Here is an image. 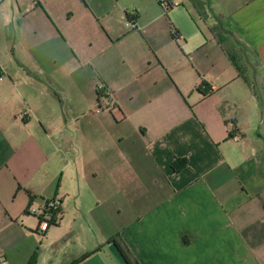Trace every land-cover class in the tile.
<instances>
[{"label":"crops","instance_id":"obj_1","mask_svg":"<svg viewBox=\"0 0 264 264\" xmlns=\"http://www.w3.org/2000/svg\"><path fill=\"white\" fill-rule=\"evenodd\" d=\"M174 1L0 0L7 264H264V0Z\"/></svg>","mask_w":264,"mask_h":264},{"label":"built area","instance_id":"obj_2","mask_svg":"<svg viewBox=\"0 0 264 264\" xmlns=\"http://www.w3.org/2000/svg\"><path fill=\"white\" fill-rule=\"evenodd\" d=\"M159 7L164 13H168L172 9L178 7L180 4L174 0H156ZM133 27H136L135 23L130 22ZM172 35L174 36L175 39L179 38L178 32L176 30L172 31ZM3 80V76L0 73V81ZM99 91L104 90V94L108 95V92L105 91L104 86H100ZM25 114H20L18 115V118H23ZM60 210H61V204L57 200H49L44 203L40 213V230L42 232L47 231L51 226L56 224L57 221V216L60 215ZM31 214H36L37 210L35 209H30ZM0 264H7L6 261H4L3 258H0Z\"/></svg>","mask_w":264,"mask_h":264},{"label":"trees","instance_id":"obj_3","mask_svg":"<svg viewBox=\"0 0 264 264\" xmlns=\"http://www.w3.org/2000/svg\"><path fill=\"white\" fill-rule=\"evenodd\" d=\"M100 93V91H98ZM187 165V160L186 159H177L176 161H174V163L172 164V168L175 172H180L183 168H185ZM61 212V210H60ZM116 243L118 245V247L121 249V251L124 253L125 257L127 258V260L129 261L130 264H136V262L130 257L129 252L127 250H125L123 248V246L118 242V240L116 238H112L108 244L111 243ZM101 248H98L96 251L86 254L84 256H82L81 258L72 261L69 264H81L83 261H85L86 259H88L89 257L93 256L94 254L101 252ZM36 254L34 255V257L32 258V261L29 264H34L35 260H36Z\"/></svg>","mask_w":264,"mask_h":264},{"label":"water","instance_id":"obj_4","mask_svg":"<svg viewBox=\"0 0 264 264\" xmlns=\"http://www.w3.org/2000/svg\"><path fill=\"white\" fill-rule=\"evenodd\" d=\"M108 251L111 254L112 258L116 262V264H130L127 258L125 257L124 253L118 247L116 243H111L108 245ZM81 264H106L101 257L100 253H96L93 256L89 257Z\"/></svg>","mask_w":264,"mask_h":264},{"label":"rangeland","instance_id":"obj_5","mask_svg":"<svg viewBox=\"0 0 264 264\" xmlns=\"http://www.w3.org/2000/svg\"><path fill=\"white\" fill-rule=\"evenodd\" d=\"M186 5V4H185ZM184 6V4H182V5H179L177 8H182ZM130 26H131V28H133L132 27V24L130 23L129 24ZM251 57L249 56L247 59H250ZM57 220H60V217H59V215L57 216ZM71 226H70V224H68L67 225V227H65V230L67 231V232H69V231H71V228H70ZM116 228V227H115ZM100 229H103V228H97V232L99 233V236L101 237V235H102V233L100 232ZM107 229H109V228H106V230ZM117 229V228H116ZM54 230H59V229H52V231H54ZM60 231V230H59ZM97 233V234H98ZM107 241L108 240H106V242H103L104 244L105 243H107ZM79 247H80V245L78 244V242H75L74 241V238H72V239H70V240H68V242H67V244H62V247H61V250H63V249H65V252H68V255H69V253L70 252H75V251H78L79 250ZM53 248V247H52ZM51 248V250H53ZM54 250H56L55 248H54ZM53 250V251H54ZM109 252V251H108ZM100 253V255H101V257L103 258V260H104V262L106 263V264H116V262L114 261V259H111L110 257L108 258V257H106V251L105 252H99ZM111 255V254H110Z\"/></svg>","mask_w":264,"mask_h":264}]
</instances>
